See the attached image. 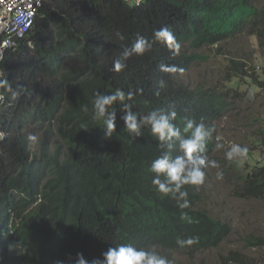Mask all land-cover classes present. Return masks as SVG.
Masks as SVG:
<instances>
[{"label":"trees","instance_id":"trees-1","mask_svg":"<svg viewBox=\"0 0 264 264\" xmlns=\"http://www.w3.org/2000/svg\"><path fill=\"white\" fill-rule=\"evenodd\" d=\"M165 25L182 45L179 55L153 40ZM137 34L153 40L151 51L113 71V60ZM243 34L264 49V4L257 0H42L33 25L1 63L15 93L1 115L0 264H76L78 253L88 261L103 259L121 243L155 246L172 264H184L175 252L193 256L218 247L232 228L198 205L200 186H185L191 206L180 209L152 184L150 164L162 149L150 129L134 137L119 102L111 136L91 117L97 91H133V111L174 109L173 123L182 133L185 117L213 127L210 158L219 143L217 121L230 110L234 87L192 85L181 75L208 58L199 50L216 46L219 52L225 41ZM239 56L229 59L226 82L243 73L264 89V79ZM162 64L184 72H162ZM82 123L88 130L80 129ZM180 154L174 145L172 155ZM262 154L250 170L234 171L238 197L264 202ZM192 235L199 236L198 244L177 246L178 238ZM255 243L264 244V238Z\"/></svg>","mask_w":264,"mask_h":264},{"label":"rangeland","instance_id":"rangeland-1","mask_svg":"<svg viewBox=\"0 0 264 264\" xmlns=\"http://www.w3.org/2000/svg\"><path fill=\"white\" fill-rule=\"evenodd\" d=\"M257 1L260 5L264 4V0ZM199 52L208 58L200 59L181 76L192 85L203 81L208 85L218 84L219 90H224L225 84L234 89L229 99L230 110L217 121L218 140L223 147L210 156L227 170V174L222 181H218L215 169H205V183L199 187L202 200L198 205L213 217L228 222L232 230L216 248L199 251L193 256L175 252L174 256L184 264H264V244L255 243L257 238H264V202L244 199L233 192L236 181L234 171H248L260 157L263 158L264 89L258 86L255 79L243 73L226 82L229 59H239V55L254 67L252 70L260 79H264V49L258 46L253 36L243 34L225 41L219 52L216 46L205 47ZM232 142L248 147V156L243 163L225 159V152ZM231 253H234L232 262L227 260Z\"/></svg>","mask_w":264,"mask_h":264},{"label":"clouds","instance_id":"clouds-1","mask_svg":"<svg viewBox=\"0 0 264 264\" xmlns=\"http://www.w3.org/2000/svg\"><path fill=\"white\" fill-rule=\"evenodd\" d=\"M115 35L120 41L126 39L125 35L119 31ZM153 40L164 44L174 55L180 54L182 45L169 26L165 25L155 30ZM153 40L137 34L134 41L130 45L124 46L119 56L113 60V71L121 72L125 70L127 61L132 56H143L146 52L151 51ZM15 45L6 48L4 55L8 49L14 48ZM160 70L166 73L184 72L183 68H178L175 65L162 64ZM164 86V81H159V88ZM0 89L12 91V85L7 79L3 68H0ZM155 94L159 95V90ZM134 95L133 91L125 92L120 88L109 94H102L97 91L93 100V115L91 119L102 121L105 134L111 136V133L116 129L117 114L114 105L119 102L124 109L121 119L124 122V126L134 137H141L142 130L146 127L149 128L160 142L159 146L162 149L160 155L150 164V171L155 174L152 178V184L159 193L176 200L180 209H187L191 205L188 199L189 193L185 186H202L206 179L205 169H215L216 180L222 181L224 179V170L220 163L215 159H210L207 154V144L215 129L206 125L203 119L197 122L193 118L185 117L182 133L173 123L177 118V112L174 109L155 108L147 112V114L138 113L132 110L133 106L129 103L133 100ZM10 97H7L8 100ZM81 111L88 113V106L81 105ZM89 127L87 123L80 125L82 130H88ZM0 131L3 132V136H0V140H2L6 137V129L3 124H0ZM30 139H35V137H30ZM174 145L182 154L172 155ZM216 147L220 149L223 145L218 143ZM248 152L247 146L232 142L229 149L225 152V159L227 161L239 160L243 163L248 156ZM186 215V213L182 214V216ZM198 243L199 236L197 235L176 240L177 246L181 248L190 247ZM102 257L103 259L93 258L88 261L82 254L78 253L76 264H172V261L161 255L155 246L151 248L137 247L132 243H121L118 246L110 247L106 252L102 253Z\"/></svg>","mask_w":264,"mask_h":264},{"label":"built area","instance_id":"built-area-1","mask_svg":"<svg viewBox=\"0 0 264 264\" xmlns=\"http://www.w3.org/2000/svg\"><path fill=\"white\" fill-rule=\"evenodd\" d=\"M41 3L42 0H0V68H3L1 62L5 49L14 46L17 39L29 31ZM4 71L7 75V71L5 69ZM13 94V91H0V124H3L1 121L3 106L7 103V97ZM0 136H3L2 131Z\"/></svg>","mask_w":264,"mask_h":264}]
</instances>
